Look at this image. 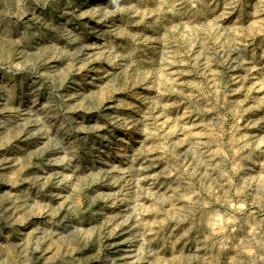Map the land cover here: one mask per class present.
<instances>
[{
  "label": "rangeland",
  "instance_id": "rangeland-1",
  "mask_svg": "<svg viewBox=\"0 0 264 264\" xmlns=\"http://www.w3.org/2000/svg\"><path fill=\"white\" fill-rule=\"evenodd\" d=\"M0 264H264V0H0Z\"/></svg>",
  "mask_w": 264,
  "mask_h": 264
}]
</instances>
